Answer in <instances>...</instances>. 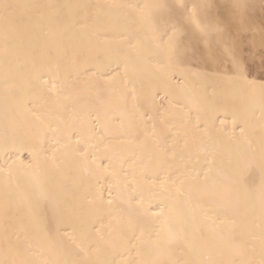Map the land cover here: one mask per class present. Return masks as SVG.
Returning <instances> with one entry per match:
<instances>
[{
    "label": "snow or ice",
    "instance_id": "1",
    "mask_svg": "<svg viewBox=\"0 0 264 264\" xmlns=\"http://www.w3.org/2000/svg\"><path fill=\"white\" fill-rule=\"evenodd\" d=\"M0 90V264H264V0H0Z\"/></svg>",
    "mask_w": 264,
    "mask_h": 264
},
{
    "label": "bare ground",
    "instance_id": "2",
    "mask_svg": "<svg viewBox=\"0 0 264 264\" xmlns=\"http://www.w3.org/2000/svg\"><path fill=\"white\" fill-rule=\"evenodd\" d=\"M61 2H68V0H61ZM91 2H100V3H103V2H110V0H91ZM116 2H125V0H116ZM257 15H259V13H257ZM38 55L40 56H48L49 54L48 53H39ZM52 56H55L56 53L53 52L51 54ZM257 75V74H256ZM48 77L45 76V80H47ZM53 79H55L53 77ZM86 79V77H81V80H84ZM27 86H30V87H39L40 85L38 84H32V85H26ZM203 88H205L208 92H211L212 91V88H213V84L211 81H208L206 84L202 85ZM3 107H4V97H3V92L2 90H0V112H2L3 110ZM220 115V119H225V117L228 115V113H225V112H221L219 113ZM215 117H213L214 119ZM227 125L230 127L231 126V121H227ZM239 132V130L237 129V133ZM260 135H261V127H260V113L259 111H256L255 113V120L253 121V124H252V132H251V137L250 139L254 142V145L258 146V143H259V139H260ZM247 145L241 141L239 142L238 144L235 145V148L237 150H243ZM22 157L24 159H27L28 158V154L27 153H23L22 154ZM100 185L101 186H104L106 187L107 184L105 182V179L101 178L100 180Z\"/></svg>",
    "mask_w": 264,
    "mask_h": 264
},
{
    "label": "rangeland",
    "instance_id": "3",
    "mask_svg": "<svg viewBox=\"0 0 264 264\" xmlns=\"http://www.w3.org/2000/svg\"><path fill=\"white\" fill-rule=\"evenodd\" d=\"M257 74V76L259 75V72L258 71H254V75H256Z\"/></svg>",
    "mask_w": 264,
    "mask_h": 264
}]
</instances>
